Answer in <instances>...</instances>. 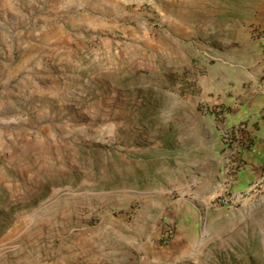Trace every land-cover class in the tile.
Returning <instances> with one entry per match:
<instances>
[{"label": "rangeland", "instance_id": "1", "mask_svg": "<svg viewBox=\"0 0 264 264\" xmlns=\"http://www.w3.org/2000/svg\"><path fill=\"white\" fill-rule=\"evenodd\" d=\"M261 7L0 0V264H264V192L231 191L223 117L165 77L242 69Z\"/></svg>", "mask_w": 264, "mask_h": 264}, {"label": "crops", "instance_id": "2", "mask_svg": "<svg viewBox=\"0 0 264 264\" xmlns=\"http://www.w3.org/2000/svg\"><path fill=\"white\" fill-rule=\"evenodd\" d=\"M255 22L264 25V0L261 10L255 16ZM245 39L243 44L248 62L242 69L237 68L239 65L224 66L223 74L213 76L209 85L205 80L199 83L200 94L206 97L208 95L210 104L220 105L225 109L223 122L226 125L242 123L249 136L250 143L240 151L242 163L236 169L233 166L236 161H231L233 155L224 159L226 164L220 158L219 174H225L227 167L232 166L230 189L236 193L248 188L259 177L264 162V147L261 144L264 137V34L257 36L248 33ZM216 77L218 78L215 79ZM218 145L224 147L219 142ZM261 190L264 192V182Z\"/></svg>", "mask_w": 264, "mask_h": 264}, {"label": "trees", "instance_id": "3", "mask_svg": "<svg viewBox=\"0 0 264 264\" xmlns=\"http://www.w3.org/2000/svg\"><path fill=\"white\" fill-rule=\"evenodd\" d=\"M196 71L198 74H203V72L198 70V68L189 67H181L180 70L175 69L166 72L165 77L168 79V87H173V89L182 96L199 94L200 86L196 81ZM224 110L225 109L222 106L216 105L210 108V113L212 116L221 118ZM249 143V138L245 142H241L238 151L240 152L242 149H246ZM237 158L239 159V157Z\"/></svg>", "mask_w": 264, "mask_h": 264}, {"label": "built area", "instance_id": "4", "mask_svg": "<svg viewBox=\"0 0 264 264\" xmlns=\"http://www.w3.org/2000/svg\"><path fill=\"white\" fill-rule=\"evenodd\" d=\"M223 116H221L222 119ZM219 118V117H218ZM244 125L242 123H236L232 125L224 126L223 130L221 131V137L224 144V150H232L234 152V149L239 148L241 142H245L248 139V134L245 133ZM261 144L264 147V137L261 139ZM228 148V149H227ZM233 166L236 169L239 165H241L242 161L239 158H236ZM264 182V162L260 171L259 177L253 181L248 188H246L244 191L245 193H248L250 191H256L261 190L262 184ZM224 200V198H223ZM164 238L169 236V229H165L162 235Z\"/></svg>", "mask_w": 264, "mask_h": 264}, {"label": "clouds", "instance_id": "5", "mask_svg": "<svg viewBox=\"0 0 264 264\" xmlns=\"http://www.w3.org/2000/svg\"><path fill=\"white\" fill-rule=\"evenodd\" d=\"M240 148V147H239Z\"/></svg>", "mask_w": 264, "mask_h": 264}]
</instances>
